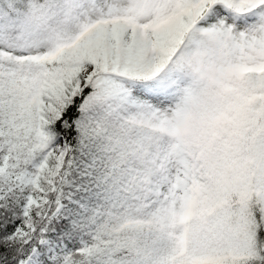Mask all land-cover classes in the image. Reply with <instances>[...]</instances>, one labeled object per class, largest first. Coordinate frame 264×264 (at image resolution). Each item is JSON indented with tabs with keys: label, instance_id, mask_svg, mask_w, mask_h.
Listing matches in <instances>:
<instances>
[{
	"label": "snow or ice",
	"instance_id": "1",
	"mask_svg": "<svg viewBox=\"0 0 264 264\" xmlns=\"http://www.w3.org/2000/svg\"><path fill=\"white\" fill-rule=\"evenodd\" d=\"M0 264H264V0H0Z\"/></svg>",
	"mask_w": 264,
	"mask_h": 264
}]
</instances>
